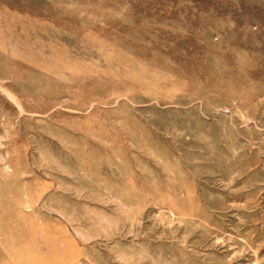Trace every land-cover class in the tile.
Here are the masks:
<instances>
[{
	"label": "rangeland",
	"instance_id": "rangeland-1",
	"mask_svg": "<svg viewBox=\"0 0 264 264\" xmlns=\"http://www.w3.org/2000/svg\"><path fill=\"white\" fill-rule=\"evenodd\" d=\"M0 264H264V0H0Z\"/></svg>",
	"mask_w": 264,
	"mask_h": 264
}]
</instances>
